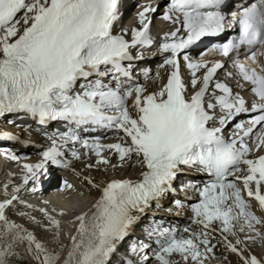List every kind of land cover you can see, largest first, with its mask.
I'll list each match as a JSON object with an SVG mask.
<instances>
[{"label":"snow or ice","instance_id":"obj_1","mask_svg":"<svg viewBox=\"0 0 264 264\" xmlns=\"http://www.w3.org/2000/svg\"><path fill=\"white\" fill-rule=\"evenodd\" d=\"M224 5L225 0H167L162 19L174 28L154 36L157 8L151 3L137 13L138 26L116 32L122 0H0V117L25 113L40 126L61 122L64 128L45 133L48 143L36 146L39 159L23 164L21 184L10 198L0 199V264H12L18 242L27 245L29 254L34 252L39 264L60 260L59 252L49 251L6 213L17 203L32 208L20 193L36 191L54 177L57 167L72 168L100 192L91 208L75 217V231L61 264H113L120 245L153 204L160 208L163 199L176 193L174 182L184 169L210 178L203 185L190 181L181 186L182 191L198 193V200L187 206L198 230L185 227V236L163 220L152 219L143 229L146 239L134 238L119 264H206L214 255L217 231L222 237L218 243L240 264H264V258L251 251L257 238L264 241V231L257 228L264 226V217L256 215L248 199L254 198L264 210V154L256 155L247 142L255 133V150L264 149V0L239 7L230 19ZM227 29L238 30V35L212 44L208 51L232 59L246 47L251 64L233 59V70L220 79L223 59L209 61L205 53L193 59L188 50ZM153 47L165 57L159 68L170 71L158 90L148 91L134 79V62ZM232 80L237 81L235 88ZM245 84L251 101L237 90ZM242 114L250 118L235 122ZM217 120L218 126H211ZM233 122L234 131L226 137L224 129ZM98 129L114 131L116 142L82 135ZM0 139L19 138L0 133ZM3 154L17 162L26 159L11 150ZM112 155L121 165L134 162L140 168L138 175L112 178L101 185L73 167V161L87 159L88 169L115 168ZM70 189L73 185L67 180L60 183V191ZM172 204L177 214L186 207L182 199ZM39 211L43 220L29 218L55 229L59 236L60 220L47 208Z\"/></svg>","mask_w":264,"mask_h":264},{"label":"bare ground","instance_id":"obj_2","mask_svg":"<svg viewBox=\"0 0 264 264\" xmlns=\"http://www.w3.org/2000/svg\"><path fill=\"white\" fill-rule=\"evenodd\" d=\"M132 24H134V23L133 22L130 23V25H132ZM22 25H23V21L21 22V26ZM147 85L150 86L151 83H147ZM6 121L7 120H5V122ZM1 123H3V122H1ZM5 131H8V128H5ZM15 131L18 133H21L20 130H15ZM24 140L33 142V140H35V134L30 132V131L26 132L24 134ZM0 147L3 148V150H0V152H3L4 150H10V149L6 148V145H0ZM34 150L39 151L37 148H34ZM34 162H35L34 160H30L28 163H34ZM87 162L88 161H73V167L76 168L77 171H82L83 175H89V176L93 177L95 182L97 184H101V185L106 183L108 181V178H110V177L135 178L140 171L139 167H138V169L131 168V170H130L129 167H131L132 164H134V162H130L127 165H123L124 167H122V170L124 169V171L121 175L118 174L119 172L118 173L115 172L116 170H111L110 169L111 165H109V166L101 165L99 168L93 167L91 169L85 168L84 165ZM91 162L94 163L95 158L92 159ZM111 162H112V164H115V165L120 164V162L116 158V156H113L111 158ZM0 164L5 166L6 168L10 169L11 160H9L3 153H2V155L0 153ZM134 167L136 168V166H134ZM102 168L105 169L104 171L102 170L103 172H101ZM128 170H130L129 175L127 174ZM110 171H112V172H110ZM54 173H55L54 177L51 180H49V185L52 188L51 202H50L51 207L48 205L45 206V208H47L51 214L54 211L55 212L56 211H65V210L70 211V208L68 207V204L66 203V200L68 199L69 196H72L73 193L76 194V192H78L79 193L78 195H80L81 197L79 196L78 201H74L71 208L74 205H80L82 203V205H81L82 209L80 210L82 212L84 210H87V208H89L91 205H93L95 203V201L98 199V197L100 195L99 189L91 187L86 181H84L82 179V176L76 175V173L72 171V168H67V169L55 168ZM114 174H116V175H114ZM61 176L68 177V179L74 184V188L76 189V191L74 189V192L72 190L69 193L58 192L56 190L55 186H56L57 181L59 180V178ZM19 184H21L19 181H14L5 192L0 191V199L10 198L11 194H13L14 188L16 186H18ZM34 196H37V195L35 193H32V192L22 191L20 193V198L27 201L28 204H31L33 207L27 208L24 205L17 203L14 208L7 209L6 213L9 216V218L11 220H13L14 222H16L17 219H19V220L21 219L23 222H26L25 223L26 225H23V227L26 230L33 232L35 234V236H37V235L39 236L42 234L41 236L44 238L43 240H46V242L42 241V243L45 245V247L49 251L54 250V251L59 252L60 260L57 262V264H61V262L66 257L67 251L70 247L69 236L74 233L75 227H76V223H73V222L71 223L70 220L72 219V216H78L79 213H77V214H71L70 213L69 216L61 215V217H56L61 222L60 235L57 236L55 229H49V228L41 227L35 221H32L29 218L30 216H35L37 221L43 220V214L40 213L39 211H37V209H38L37 207H38L39 203L38 202L35 203V202L30 201V199ZM35 200H37V199H35ZM161 204L163 205L162 208L161 207L156 208V206H155L152 212H154V213L158 212V214L167 215V216H160L161 218H165V220H166L165 226L175 227L176 229H178V232L180 233L183 229V226L181 224H184L186 226L187 224L191 223V226L193 227L192 229L198 230V226L192 224V222H191V219H190L191 218V212H190V210H188V208L185 207V209L182 212H180V214H177V211L174 208V205L172 203L167 202L166 199H163L161 201ZM56 205H61V206H56ZM169 208H172L173 211L169 212L168 211ZM15 209H17V213H13V211H11V210H15ZM19 212L27 213V215H23V216L18 215ZM15 215H17V216H15ZM45 223H46V221H45ZM34 228H40V231L42 230L43 233H41V232H40L41 234H39V232H38V234H37V232L35 233L33 231ZM263 229H262V231H263ZM138 233L139 232H137V230H135L134 233H132V235L135 236ZM182 235L186 236L187 234L183 233ZM214 236H215V239H213V241H212V243L216 245V247L214 249V255L211 256L207 260L206 264H240L239 258L235 254L228 252L225 249L224 244L222 242L218 243V241H222V237L220 236L218 231L214 233ZM138 238L146 239V238H142V236H139ZM241 238H242V236H241ZM61 244L64 246L62 249L60 248ZM149 251H150V249H149ZM17 252H18V255L10 258L12 261V264H39V262L33 258L34 254H29L26 244H22V243L18 242L17 243ZM225 257H227L226 260H225ZM172 259H174L176 261L180 260L179 256H173ZM113 262H116L114 260V257H113ZM152 264H154V263H152Z\"/></svg>","mask_w":264,"mask_h":264},{"label":"rangeland","instance_id":"obj_3","mask_svg":"<svg viewBox=\"0 0 264 264\" xmlns=\"http://www.w3.org/2000/svg\"><path fill=\"white\" fill-rule=\"evenodd\" d=\"M122 167H124L123 165H118L117 164V167H115V168H113V167H111L110 169L111 170H116L115 172H119L118 174L119 175H121L122 173H123V171H124V169L122 170ZM130 168V170H131V168H134V169H136L134 166H133V164H132V166L131 167H129ZM105 170L104 168H102L101 169V172H103V171ZM130 170H128V175H129V171ZM110 172H112V171H110ZM116 173V174H117ZM113 175V174H112ZM77 194V195H76ZM76 194L74 193V194H72V196H69L68 197V199L66 200V203L68 204V207L70 208V210L72 211V212H77V211H80L82 208H81V205H82V203L80 204V205H74L72 208H71V206H72V204L74 203V201H78L79 200V196L80 195H78L79 193L78 192H76ZM77 197V198H76ZM81 197V196H80ZM71 200V201H70ZM72 202V203H71ZM78 203V202H77ZM71 204V205H70ZM70 205V206H69ZM86 205V204H85ZM85 207V206H84ZM18 221V222H17ZM17 221H16V223L17 224H22V225H26L25 223L26 222H23L21 219L19 220V219H17ZM30 226V225H29ZM257 228H259L261 231H262V229L264 228L263 226L261 227V225H259V226H257ZM37 229V230H36ZM36 230V231H35ZM33 231L36 233L37 232V234H38V232H39V234H41V233H43V231L41 230L40 231V228H34L33 229ZM263 231H264V229H263ZM41 232V233H40ZM42 235V234H41ZM41 235H37L36 236V238L39 240V241H44V242H46V240H43L44 238L41 236ZM254 235V234H253ZM251 249H253V250H256L257 251V253H258V255L261 257V258H264V241H261L259 238H257L256 239V241H255V243L254 244H252L251 245ZM256 253V254H257ZM33 254H34V252H33ZM219 255V254H218ZM257 255V256H258ZM258 256V257H259ZM152 263H154V261H150L149 262V264H152ZM114 264V263H113Z\"/></svg>","mask_w":264,"mask_h":264}]
</instances>
